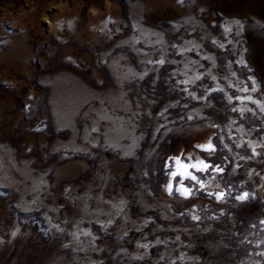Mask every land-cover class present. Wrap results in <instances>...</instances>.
Wrapping results in <instances>:
<instances>
[{"label":"rangeland","instance_id":"1","mask_svg":"<svg viewBox=\"0 0 264 264\" xmlns=\"http://www.w3.org/2000/svg\"><path fill=\"white\" fill-rule=\"evenodd\" d=\"M0 264H264V0H0Z\"/></svg>","mask_w":264,"mask_h":264},{"label":"snow or ice","instance_id":"2","mask_svg":"<svg viewBox=\"0 0 264 264\" xmlns=\"http://www.w3.org/2000/svg\"><path fill=\"white\" fill-rule=\"evenodd\" d=\"M237 23H239V21H237ZM209 147H210V146H209ZM205 167H207V165H205ZM193 178H195V177H193ZM184 194H185V195L188 194V193H187V190L184 191ZM243 198H244V197H240V199H243Z\"/></svg>","mask_w":264,"mask_h":264}]
</instances>
